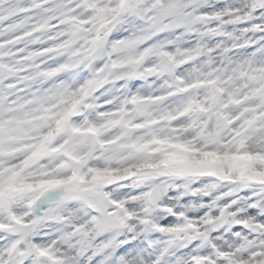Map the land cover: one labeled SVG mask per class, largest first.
I'll return each instance as SVG.
<instances>
[{
  "label": "snow or ice",
  "instance_id": "obj_1",
  "mask_svg": "<svg viewBox=\"0 0 264 264\" xmlns=\"http://www.w3.org/2000/svg\"><path fill=\"white\" fill-rule=\"evenodd\" d=\"M0 264H264V0H0Z\"/></svg>",
  "mask_w": 264,
  "mask_h": 264
}]
</instances>
